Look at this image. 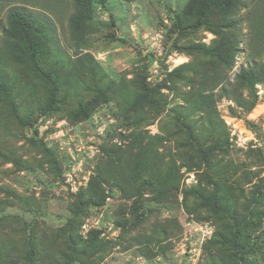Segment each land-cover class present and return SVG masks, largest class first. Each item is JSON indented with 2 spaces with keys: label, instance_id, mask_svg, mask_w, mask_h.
I'll list each match as a JSON object with an SVG mask.
<instances>
[{
  "label": "rangeland",
  "instance_id": "rangeland-1",
  "mask_svg": "<svg viewBox=\"0 0 264 264\" xmlns=\"http://www.w3.org/2000/svg\"><path fill=\"white\" fill-rule=\"evenodd\" d=\"M243 1L239 49L226 68L214 55L223 18L203 16L199 0H93L77 33L75 0H0V216L12 218L7 226L37 220L57 230L73 217L83 238L96 232V247L103 245L78 264H220L218 254L230 261L214 246L223 221L201 194L221 182L226 204L241 214L254 208L253 238H264V81L241 91L245 107L221 92L242 68L264 72V0ZM20 5L49 22L39 70L6 33L9 11ZM90 76L104 96L87 87ZM143 86L157 102L145 96L131 110ZM205 90L214 94L223 150L204 149L218 136L211 115L190 103ZM55 99L57 110L46 106ZM82 102L86 116L77 114ZM157 171L175 182L161 195L147 185ZM3 233L8 244L14 232Z\"/></svg>",
  "mask_w": 264,
  "mask_h": 264
},
{
  "label": "trees",
  "instance_id": "trees-1",
  "mask_svg": "<svg viewBox=\"0 0 264 264\" xmlns=\"http://www.w3.org/2000/svg\"><path fill=\"white\" fill-rule=\"evenodd\" d=\"M76 10L71 18V26L77 33L81 31L92 16L93 0H75ZM264 6V2L262 3ZM244 6L243 0H199L200 12L203 16H209L211 12H216L223 18V23L220 33L223 32V36L219 39L216 48L214 49V55L217 59V63L226 68H231L235 64V56L239 49V31L238 27L242 20L237 19V12L240 7ZM253 13V12H252ZM261 18H264V13L260 14ZM255 19V17H254ZM8 26L6 28L7 36L17 41V45L20 46L21 53L29 51L33 56L35 66H39L36 56L42 48L43 41L49 35V22L47 19L38 18L33 15L31 11L23 6H14L10 9L8 15ZM254 21V20H253ZM252 25H254L252 23ZM255 29V28H253ZM39 34L41 37L37 41L34 40L32 44V36ZM47 40V39H46ZM82 58V57H80ZM78 57V61L80 60ZM41 69L40 66L38 70ZM39 72V71H38ZM86 76H79V81H85ZM91 79L86 81L87 87H92L93 90H97L99 95H105L106 92H102V86L98 84L99 78L90 76ZM264 81V72L258 70L256 65H252L248 68H242L236 75V81L232 88L223 87L221 89L222 94L230 95L240 106L245 107L246 103L242 96L241 91L243 89H252L258 82ZM44 85V83L42 82ZM59 81L52 82V88L56 91V97L58 96ZM136 104L131 110L136 111L142 104L141 99L143 97L148 98V103L157 102L155 98L156 91L150 90L148 87L143 86L137 89L135 92ZM143 93V94H142ZM12 95V94H11ZM55 97V98H56ZM190 103L194 105L198 110H205L211 118L209 119L210 126H212L213 135L217 134V138L214 140L212 146H205L204 143H198L200 148H204L207 151L210 150H223L224 142H221L222 137V125L216 120L214 106L215 99L214 94L205 91H198L194 100H190ZM3 104V103H1ZM6 104V103H5ZM85 103H80L78 108V115L86 116L83 110H86ZM255 101L251 102L249 107L252 108ZM50 109H58L60 101L53 100L47 102L46 106ZM56 107V108H55ZM210 110L212 112H210ZM191 140L196 141L194 132L192 131ZM193 143V142H192ZM203 151L204 155H207V151ZM207 158V156H204ZM141 163L138 168H141ZM140 166V167H139ZM147 171V170H146ZM162 172L157 171L152 174L148 179V186L158 194H163L167 188H172L175 185L174 177L158 178L156 175H160ZM162 176V175H161ZM215 187V193L210 195L201 194L206 203L218 208L219 214L223 224L222 229L218 234V241L214 244L215 247H223L226 251L230 261H228L222 254L220 256V264H264V260H260V257L264 256L261 253V248L264 246V238L262 236H255L253 238L252 219H254V208H247L245 214L239 213V209L231 203L226 204L223 198L222 183L213 182ZM220 193V194H219ZM12 219L9 215L4 214L0 216V236L5 239L6 234L3 232H14L11 236L7 237L8 244L5 240L0 239V264H78L83 261V257H89L91 259L100 253L103 249V245L95 244L98 234L96 232L91 233L88 238H83L79 232L75 230L74 218L70 217L69 220L59 229L55 230L52 227H42L36 220L27 223L25 220L18 219L21 223L17 222L20 227L7 226L8 221ZM22 222H25L22 224ZM8 227V231H5V227ZM51 233V238L46 240L45 237ZM92 235V237H91ZM257 254H260L259 256Z\"/></svg>",
  "mask_w": 264,
  "mask_h": 264
}]
</instances>
